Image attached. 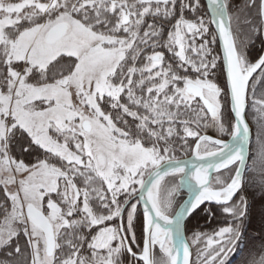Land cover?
<instances>
[{
	"label": "snow or ice",
	"instance_id": "obj_1",
	"mask_svg": "<svg viewBox=\"0 0 264 264\" xmlns=\"http://www.w3.org/2000/svg\"><path fill=\"white\" fill-rule=\"evenodd\" d=\"M257 197L264 0H0V264H264Z\"/></svg>",
	"mask_w": 264,
	"mask_h": 264
},
{
	"label": "trees",
	"instance_id": "obj_2",
	"mask_svg": "<svg viewBox=\"0 0 264 264\" xmlns=\"http://www.w3.org/2000/svg\"><path fill=\"white\" fill-rule=\"evenodd\" d=\"M258 49H259V45L257 44L255 46V48H253L252 50V55H256L257 52H258ZM221 83H223V78H221ZM178 155H180V153L178 152L177 153ZM260 210L257 211V214L258 216H256V222H254L253 225H250L249 226V235H252V236H255L257 235L260 230L262 228H264V218H262V215H261V210H262V206L259 208ZM259 212V213H258ZM201 215V214H200ZM202 216V215H201ZM195 219V218H194ZM192 220L189 224H188V235L189 233H191L193 230H200L201 229V226H205V229L203 231H208V229L210 230V228L213 230L214 228H216V224H215V221H205L204 224H198L199 226L196 228V225L197 224H193L195 225L194 228L193 226H191V223H193V221L195 220ZM213 224V225H212ZM212 225V226H211ZM243 255L244 253L240 252L239 250L236 252L235 255L233 256H230L229 258V264H239V262L241 261V259L243 258Z\"/></svg>",
	"mask_w": 264,
	"mask_h": 264
},
{
	"label": "rangeland",
	"instance_id": "obj_3",
	"mask_svg": "<svg viewBox=\"0 0 264 264\" xmlns=\"http://www.w3.org/2000/svg\"><path fill=\"white\" fill-rule=\"evenodd\" d=\"M208 134H210V135H215V133H214V131H212V130H209V133ZM261 207V202H260V200H259V198L257 197V200H256V202L254 203V205H253V208H252V217H251V224L250 225H253L254 224V222H256V216H258V214H257V211L258 210H260L259 208ZM259 213V212H258ZM201 215H203L202 213H201ZM200 215V216H201ZM195 221H193V223H191V226H193V228H194V226L195 225H193V224H204V222L206 221L205 219H202V218H200V217H197V218H195L194 219ZM215 224H216V227H218L219 226V224H218V222L217 221H215ZM197 225H196V228H197ZM198 225V226H199ZM213 225V224H212ZM211 225V226H212ZM205 229V226H201V229L200 230H204ZM212 229L210 228V230L208 229V231L210 232ZM189 235H191V233H189ZM230 258V257H229Z\"/></svg>",
	"mask_w": 264,
	"mask_h": 264
},
{
	"label": "water",
	"instance_id": "obj_4",
	"mask_svg": "<svg viewBox=\"0 0 264 264\" xmlns=\"http://www.w3.org/2000/svg\"><path fill=\"white\" fill-rule=\"evenodd\" d=\"M184 195V198H186V194H183ZM142 210V209H141Z\"/></svg>",
	"mask_w": 264,
	"mask_h": 264
},
{
	"label": "flooded vegetation",
	"instance_id": "obj_5",
	"mask_svg": "<svg viewBox=\"0 0 264 264\" xmlns=\"http://www.w3.org/2000/svg\"><path fill=\"white\" fill-rule=\"evenodd\" d=\"M236 253H233L231 256L235 255Z\"/></svg>",
	"mask_w": 264,
	"mask_h": 264
}]
</instances>
